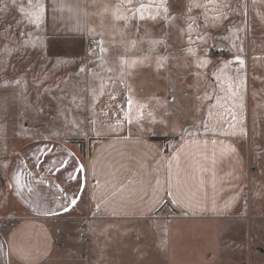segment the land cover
<instances>
[{
    "label": "crops",
    "instance_id": "1",
    "mask_svg": "<svg viewBox=\"0 0 264 264\" xmlns=\"http://www.w3.org/2000/svg\"><path fill=\"white\" fill-rule=\"evenodd\" d=\"M140 4L153 15L169 0H19L25 39L44 37L0 70V83L20 81L23 98L17 118L8 115L18 134L8 133L0 155L21 184L20 194L8 189L14 180L0 172V264H264V123L236 130L213 120L218 97L198 95L194 74L217 84V60L189 62L190 79L187 60H118L133 45ZM163 28H153L152 54L165 49ZM123 33L131 42L121 43ZM78 43L89 60L72 51ZM74 121L82 131H71ZM49 132L59 134L54 143L41 139ZM150 136L174 139L164 150ZM68 137L95 143L83 155ZM43 144L87 166L82 200L57 217L19 210L59 211L57 182L34 167Z\"/></svg>",
    "mask_w": 264,
    "mask_h": 264
},
{
    "label": "rangeland",
    "instance_id": "2",
    "mask_svg": "<svg viewBox=\"0 0 264 264\" xmlns=\"http://www.w3.org/2000/svg\"><path fill=\"white\" fill-rule=\"evenodd\" d=\"M188 2L189 0H169V6L164 7V12L155 7L153 15L148 13L146 4H140L138 16L134 18L136 21L132 33L133 45L130 49L126 47L118 49L120 54L118 60H160L161 57H165V60H187L185 68L188 79L192 70L189 62L203 59L217 60L218 64L213 66L217 84L212 83L209 86V83L203 82V77L194 74L198 95H206L205 92L209 91L218 97L213 104V120L218 123H233L236 130L240 127L242 129L249 121L252 127L255 126L254 122L264 123V24H261L255 16V13L260 12L261 19H264V0H255V2L253 0H193L198 6L185 13V5ZM166 8L170 9V12L166 11ZM18 9L19 0H0V70L7 62L31 54L30 48L39 45L36 44L39 42L38 37H44L40 31L36 36L37 39L34 37L25 39L26 34L20 30L22 22L17 14ZM225 13L230 18L223 22L222 27L213 29L211 25L215 22L214 18ZM160 25L165 31V49L160 53L152 54L153 47L150 46V42L153 28L155 36H158L162 34V29L158 30ZM186 25H189L190 29ZM239 28L246 30L238 31ZM198 35L205 36L207 56L202 54V47L205 45L204 42L197 40ZM121 37L124 40L122 44L131 42L127 39L128 34L123 33ZM188 37L192 38V44L188 43ZM240 47H243L242 52L239 51ZM189 48L192 49L191 52L188 51ZM57 51L67 53L68 50L60 48ZM72 51L77 53L79 60H89L85 54L87 50L79 43ZM236 55L244 60L243 66L235 61ZM47 59L51 60V57L41 60ZM63 60L70 58L63 57ZM200 63L203 64V61ZM205 76L209 78L208 74ZM15 81L17 79L0 83V155L2 156L4 147L13 142L8 133L18 134V129L13 125L8 128V115L9 118L12 116L17 118L18 108L23 104V98L18 90L19 83ZM196 113L198 117L203 118V104L197 108ZM72 125L71 131H82L77 121ZM68 141L84 153L83 155L95 143L94 140L80 137H68Z\"/></svg>",
    "mask_w": 264,
    "mask_h": 264
},
{
    "label": "snow or ice",
    "instance_id": "3",
    "mask_svg": "<svg viewBox=\"0 0 264 264\" xmlns=\"http://www.w3.org/2000/svg\"><path fill=\"white\" fill-rule=\"evenodd\" d=\"M32 0H29V3H31ZM164 4H167V0H163ZM255 2V0H253ZM198 6V3L193 2V0H189L188 4L185 5L186 11L185 13H188L192 11V8ZM39 8L42 10L43 5L40 4ZM166 11L170 12V9L166 8ZM255 16L257 17V20L264 24V19H261L262 14L260 12L255 13ZM229 15L227 13L223 15H218L214 18V23L211 25L213 29H217L223 26V22L227 21L229 19ZM173 19H175V15H173ZM30 23L37 24L38 25V18L37 19H30ZM189 29L190 26L186 25ZM238 31H245L244 28L237 29ZM197 40H200L204 42V47H202V54L204 56H207L208 53V47L206 44L205 36L204 35H198ZM227 39V37H225ZM101 47L100 51L106 52L107 49L103 47V41L99 42ZM153 45L162 43L161 40H154ZM188 43L192 44V38L188 37ZM189 52L192 51L191 48L188 49ZM239 51H243V47H240ZM165 57H161L160 60H165ZM235 61L239 63L240 66L244 65V60L239 56H235ZM211 63L210 59H203V65L204 67H207ZM130 67H135V64L131 65ZM163 68V63L157 64V69ZM85 69L81 67L79 69V72H84ZM16 83H20L19 80L15 81ZM115 99V97H113ZM128 104H131V99H128ZM173 102H175V98H173ZM79 107V105H77ZM143 107V106H142ZM71 123V121H69ZM35 135H40L39 133H36ZM57 132H49V135L47 136H41L42 140H47L49 143H54L55 140L58 137ZM36 163L34 164V167H38L41 171H46L49 175L46 177L48 180H52L53 178L57 182L55 184V188L57 190L58 195L55 196V200L59 201L57 204V207L59 208V211H54L50 207L45 208H38V209H30V208H21L20 211H42V214L48 217H57L64 213H69L75 207L78 206L80 201L83 198V193L85 192L87 188V166L81 161V159L78 158V156L68 150L63 145L59 146V150L55 147H49L48 144H43L42 146L35 149L33 153ZM44 157L43 161H41L39 158ZM13 165H11L10 162H0V172H2L3 175L8 176L10 180H14V183H10L7 185L8 189H17V194L19 193V189L21 188L19 174L14 173L12 171ZM172 193H169L171 195ZM173 203H179V201H173ZM233 206V202L226 203L223 206V210L230 209ZM99 207V206H97ZM147 257V254H145L142 259H145Z\"/></svg>",
    "mask_w": 264,
    "mask_h": 264
},
{
    "label": "trees",
    "instance_id": "4",
    "mask_svg": "<svg viewBox=\"0 0 264 264\" xmlns=\"http://www.w3.org/2000/svg\"><path fill=\"white\" fill-rule=\"evenodd\" d=\"M150 138L155 141H159V142L161 141L163 143L164 150L167 149V142L169 140L174 139V137H169V136H150Z\"/></svg>",
    "mask_w": 264,
    "mask_h": 264
}]
</instances>
